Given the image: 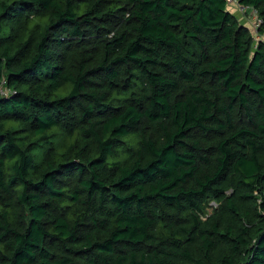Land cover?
<instances>
[{"label":"trees","instance_id":"obj_1","mask_svg":"<svg viewBox=\"0 0 264 264\" xmlns=\"http://www.w3.org/2000/svg\"><path fill=\"white\" fill-rule=\"evenodd\" d=\"M235 7L263 36L264 0H0V264H264Z\"/></svg>","mask_w":264,"mask_h":264},{"label":"rangeland","instance_id":"obj_2","mask_svg":"<svg viewBox=\"0 0 264 264\" xmlns=\"http://www.w3.org/2000/svg\"><path fill=\"white\" fill-rule=\"evenodd\" d=\"M237 10V11H236ZM235 13L237 14L239 20L248 27V29L251 31V35L256 38V43L263 41L264 42V35L258 37L257 33V25L259 23L258 20V16L256 15V13L254 12V10L252 9H247L246 11H240L238 9V7H235ZM213 204H211V206H213Z\"/></svg>","mask_w":264,"mask_h":264},{"label":"built area","instance_id":"obj_3","mask_svg":"<svg viewBox=\"0 0 264 264\" xmlns=\"http://www.w3.org/2000/svg\"><path fill=\"white\" fill-rule=\"evenodd\" d=\"M230 1H232V0H230ZM247 9H249V8H244V7H240V10L241 11H246ZM257 21H259V20H257ZM260 23H261V21H259V23H258V25H257V28L259 27V25H260ZM258 30V29H257Z\"/></svg>","mask_w":264,"mask_h":264},{"label":"crops","instance_id":"obj_4","mask_svg":"<svg viewBox=\"0 0 264 264\" xmlns=\"http://www.w3.org/2000/svg\"><path fill=\"white\" fill-rule=\"evenodd\" d=\"M236 17L238 18L237 14H236ZM239 19V18H238Z\"/></svg>","mask_w":264,"mask_h":264}]
</instances>
